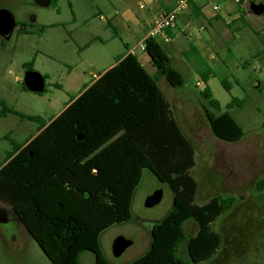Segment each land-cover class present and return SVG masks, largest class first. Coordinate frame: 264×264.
Listing matches in <instances>:
<instances>
[{
  "label": "rangeland",
  "instance_id": "rangeland-1",
  "mask_svg": "<svg viewBox=\"0 0 264 264\" xmlns=\"http://www.w3.org/2000/svg\"><path fill=\"white\" fill-rule=\"evenodd\" d=\"M55 1L54 5L42 7L34 0H0V11L9 12L27 31L20 33L17 26L8 38L0 37V101L8 109L45 121L60 111L83 83L92 82V74H100L116 55L126 52L118 39L104 44L114 35L108 22L99 18L100 7H110L107 0ZM216 4L224 11L228 8L225 1L208 0L209 8ZM255 6H261L260 13L254 12ZM241 9L245 23L238 20L230 26L223 21L214 24L221 42L216 50L217 59L207 60L214 73L207 85L220 104L219 111L208 108L207 101L199 95L204 85L195 72V59L189 62L177 53L173 56V68L184 78L182 88H172L163 77L157 78L160 91L195 150L196 164L191 172L198 183L195 204L202 205L218 195L234 198L230 210L213 224V231L221 237V246L210 260L201 264H264V192L254 191L256 181L264 178V0H244ZM95 36L97 40L89 44ZM31 62L34 71L44 77L39 93L23 88L28 72L23 65ZM145 69L149 75H155L153 69ZM222 80L229 92L221 86ZM232 98L240 100L241 105L227 111L244 136L238 142L226 143L212 136L203 107L220 115ZM38 129V124L15 115L0 116V164L11 152V142L23 144L35 137ZM157 191L162 192L160 202L146 208V198ZM171 208L172 192L146 170L133 196L132 221L96 235L70 205L66 213L78 220L80 233L109 262L127 264L148 250L152 225L160 222ZM196 231L192 221L185 224L187 237ZM118 237L131 245L121 256L114 257L111 247ZM178 255L186 258L185 245ZM79 261L93 264L94 256L85 251ZM0 264H51L18 217L3 204Z\"/></svg>",
  "mask_w": 264,
  "mask_h": 264
},
{
  "label": "trees",
  "instance_id": "trees-1",
  "mask_svg": "<svg viewBox=\"0 0 264 264\" xmlns=\"http://www.w3.org/2000/svg\"><path fill=\"white\" fill-rule=\"evenodd\" d=\"M189 7L198 11L194 2ZM239 20L245 23L242 15ZM145 52L154 76L128 54L71 98L48 124L0 101L1 117L12 114L40 129L23 144L11 142L12 150L0 164V204L18 217L51 264H81L79 257L85 251L93 254V264H112L80 233L78 220L66 208L70 205L96 235L130 222L133 196L146 170L170 189L172 208L152 225L148 250L127 264H201L221 246L213 224L230 210L234 198L218 195L195 204L198 183L191 174L195 150L157 85V78L163 77L172 88H182L184 78L157 40H146ZM183 57L196 60V73L205 84L199 95L208 108L219 111L207 85L213 69L192 48ZM23 67L31 70L33 63ZM220 83L229 92L227 83ZM240 105L232 98L220 115L203 107L215 139L235 143L243 138L241 127L227 111ZM254 191L264 192V178L256 181ZM188 221L197 227L191 237L184 232ZM182 245L186 258L178 255Z\"/></svg>",
  "mask_w": 264,
  "mask_h": 264
},
{
  "label": "crops",
  "instance_id": "crops-1",
  "mask_svg": "<svg viewBox=\"0 0 264 264\" xmlns=\"http://www.w3.org/2000/svg\"><path fill=\"white\" fill-rule=\"evenodd\" d=\"M176 1L177 0H107L110 7L102 5L99 9V14L105 18L115 35L112 36L111 40H105L104 44L118 39L126 49V52L116 55L113 61H111L100 74L114 66L117 60L128 54L134 55L144 69L146 67L151 68L155 73V69L146 52H141L136 49V47L140 42L145 40L146 32L152 21L159 15L169 11ZM222 1L228 4V8L225 11L217 4L209 8L208 0H196L194 6L198 11L189 7L180 15L177 27L168 33V42L158 40L171 61H173V56L176 55V53L177 55L183 56V54L187 53L192 48L199 53L206 64L211 67L207 63V60L214 62V60L217 59L216 50L221 42V35L219 31H216L214 24L223 21L226 25L230 26L233 22L238 21L242 15L241 6L244 0ZM139 3L144 5V9H139ZM215 6L218 7V11L213 10ZM97 38L98 36H95L89 44L95 42ZM87 47L88 45L84 46L85 49ZM98 76L99 74L95 75L93 81L88 84L83 83L74 97L78 96L85 87L90 86ZM200 82L205 86L201 80ZM70 100L71 98L68 99L66 105ZM65 106L55 115L47 119L46 123L48 124L52 119L58 116ZM39 132L40 129L36 131L34 136Z\"/></svg>",
  "mask_w": 264,
  "mask_h": 264
},
{
  "label": "water",
  "instance_id": "water-1",
  "mask_svg": "<svg viewBox=\"0 0 264 264\" xmlns=\"http://www.w3.org/2000/svg\"><path fill=\"white\" fill-rule=\"evenodd\" d=\"M51 0H35V3L39 6L46 7L50 4ZM262 10L261 6H255L254 12L260 13ZM13 18L7 11H0V34L7 36L13 27ZM24 87L32 92L39 93L43 90L44 79L35 71H29L24 77ZM162 197V192L157 191L152 195L148 196L144 202L146 208H152L156 206ZM131 245V242L123 237H118L112 243V254L114 257H119L122 253Z\"/></svg>",
  "mask_w": 264,
  "mask_h": 264
},
{
  "label": "built area",
  "instance_id": "built-area-1",
  "mask_svg": "<svg viewBox=\"0 0 264 264\" xmlns=\"http://www.w3.org/2000/svg\"><path fill=\"white\" fill-rule=\"evenodd\" d=\"M195 1L196 0H177L174 6L169 11L159 15L152 21L146 32L145 40L140 42L137 45L136 49L141 52H145V41L148 39L168 42V33L173 31L177 27L180 15L189 8L191 2ZM138 7L139 9H144V5L142 3H139ZM213 10L218 11V7L215 6ZM99 18L102 21L105 20V18L102 16H100ZM91 76L95 77V75L93 74Z\"/></svg>",
  "mask_w": 264,
  "mask_h": 264
},
{
  "label": "flooded vegetation",
  "instance_id": "flooded-vegetation-1",
  "mask_svg": "<svg viewBox=\"0 0 264 264\" xmlns=\"http://www.w3.org/2000/svg\"><path fill=\"white\" fill-rule=\"evenodd\" d=\"M34 2H35V0H34ZM51 2V1H50ZM36 4V3H35ZM13 18V17H12ZM14 21V20H13ZM19 27V32L20 33H26L27 31H26V29H25V25L24 24H21V23H19L18 21H14V23H13V27H12V29H11V31L9 32V34L7 35V36H3V35H1L0 34V37H3V38H8L9 37V35L11 34V32H12V30H13V28L14 27ZM29 71H34V69L32 68L31 70H28V72ZM195 235V234H194ZM193 235V236H194Z\"/></svg>",
  "mask_w": 264,
  "mask_h": 264
}]
</instances>
